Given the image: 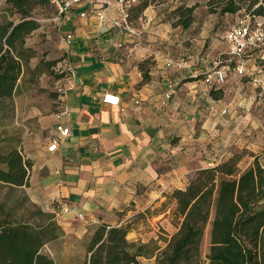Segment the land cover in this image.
<instances>
[{"label":"crops","instance_id":"1","mask_svg":"<svg viewBox=\"0 0 264 264\" xmlns=\"http://www.w3.org/2000/svg\"><path fill=\"white\" fill-rule=\"evenodd\" d=\"M123 10L119 0L86 1L60 19L65 64L71 68L61 106L37 120L45 137L31 141V148L21 139L32 168L29 185L17 189L38 211L54 216L62 230L57 240L81 242L73 264L84 261L85 244L100 224L127 227L131 241L133 223L164 216L174 225L171 239L178 228L170 195L184 190L196 171L221 161L210 164L191 146L204 143L211 131L220 135L217 127L235 120V102L226 98L242 92L204 82L201 74L210 62L195 64V44L187 47L177 39L180 27L173 26L163 5L149 6L140 18L146 23L137 28L128 26ZM171 45L185 49L193 62L182 69L167 67ZM108 93L118 95L121 104L104 103ZM59 124L69 129L68 136H60ZM55 138L57 149L49 151ZM166 201L174 204L172 211ZM63 203L76 212L62 213ZM65 253L53 249L50 254L58 264H70L61 260L71 256Z\"/></svg>","mask_w":264,"mask_h":264},{"label":"trees","instance_id":"2","mask_svg":"<svg viewBox=\"0 0 264 264\" xmlns=\"http://www.w3.org/2000/svg\"><path fill=\"white\" fill-rule=\"evenodd\" d=\"M160 1L139 0L138 4L130 5L128 20L131 16L140 19L149 6L159 5ZM0 2L18 17L0 20V112L5 113L18 92L25 66L35 56L34 50L26 47L27 37L41 26L34 10L55 6L51 0ZM197 7L196 4L177 7L173 26L189 29ZM207 7L212 14L237 15L244 11L252 18L264 20V0H208ZM255 56L264 71L261 52ZM47 64L51 67L55 62ZM63 78L64 85L69 74ZM147 80L145 73L144 81ZM238 164V155L222 159L196 171L184 190L172 192L170 198L176 202L174 224L178 230L163 248L151 249L148 244L129 241L127 227L100 224L85 244L86 256L81 264H141V257H154L156 264H264V166L257 159L245 170H240ZM31 168L32 163L23 154L21 139L1 136L0 184L15 189L28 186ZM34 215L40 216L44 223L11 221L0 208V264H58L43 250L61 237L62 230L53 215L41 211ZM209 226L210 246L205 261L201 245Z\"/></svg>","mask_w":264,"mask_h":264},{"label":"rangeland","instance_id":"3","mask_svg":"<svg viewBox=\"0 0 264 264\" xmlns=\"http://www.w3.org/2000/svg\"><path fill=\"white\" fill-rule=\"evenodd\" d=\"M190 2L198 5L194 13L195 21L189 29L180 27L175 34L180 42L187 44V47L191 41L195 44L192 52L195 53V60H198L194 61L196 65L201 64L203 60L210 62L206 72L221 66L223 60L228 59L224 36L232 26L241 21H248L252 24L260 22L264 25V20L252 18L244 11L237 15L223 16L210 13L207 0H190ZM138 3L139 1L130 0L129 3L122 5L125 22L134 28L141 27L146 23L133 18L134 16H131L130 20L127 18L130 5ZM159 5L166 8L169 12V19L175 22L173 12L180 5L176 4L175 0H161ZM34 17L41 26L27 37L26 47L34 50L35 56L24 68V73L19 81L20 87L13 103L7 105L8 111L0 112V137L3 135L19 137L22 141L28 142V148L34 146L31 141L46 136V132H43L37 125V120L47 119L59 110L64 92L63 80L65 78L63 76L68 73L66 64L63 62L65 54L64 48H62L63 34L60 31V19H58L56 8L52 6L49 8L38 7L34 10ZM5 18L8 20L18 19L17 15L8 10V6L4 2H0V20ZM169 48L174 54L170 58L181 64V66L174 67L175 69H182L186 64L193 62L194 58L183 54L185 49L176 47V45H171ZM257 58L255 56L251 58L252 62L249 64L247 62L248 75L246 76L242 77L230 69L227 82L223 85L224 88L230 90H236L239 87L242 90L239 95L232 91L226 98V100L230 99L235 102V120L230 121L225 129L217 127V130L220 129V135H214L211 131L208 133L210 137H207L204 143H196L191 146L195 149V153L199 154L204 161L207 158L210 164L238 155L240 170L247 169L255 159L264 166V89L256 88L252 81V77L259 68ZM52 62H55V65L48 67L47 63ZM231 73L241 78V85L237 79L231 78ZM201 77L203 78L202 75ZM4 114H7L6 117ZM226 119L228 121V118ZM166 206L172 211L174 204L168 202ZM0 208H2L3 215L9 216L10 220L14 222L29 221L34 224L43 222L40 216L34 215L38 209L27 201L26 193L22 189L0 184ZM148 218L149 221L140 222L138 226L133 223L129 239L135 243L148 244L151 249L156 246L163 247L170 235L174 233L171 218H164V216L156 217L154 220L151 219V216ZM209 246V232L206 231L201 245V256L205 261ZM53 249L57 252H64V254L71 252L70 257L61 255V260L73 264L75 255H78L83 246L76 238H63L48 244L43 251L51 256L50 253L53 252ZM139 260L141 264H156L154 257H141ZM56 262L58 261L56 260Z\"/></svg>","mask_w":264,"mask_h":264},{"label":"built area","instance_id":"4","mask_svg":"<svg viewBox=\"0 0 264 264\" xmlns=\"http://www.w3.org/2000/svg\"><path fill=\"white\" fill-rule=\"evenodd\" d=\"M95 2V0H51L55 6L58 19H61L71 9L83 4L84 2ZM123 5L125 0H119ZM86 14H82L85 16ZM123 15L125 12L123 10ZM224 41L227 46L228 59L223 60L222 65L202 73L204 81L207 85L214 87H221L227 82L228 71L232 69L240 76L248 75L247 62L255 57L257 52H261L264 57V25L260 22L251 23L248 21H241L232 26L225 34ZM167 67H178L180 63L170 57L164 58ZM68 73H71V68H66ZM256 74L252 77L253 84L256 88L264 89V71L259 67ZM103 102L112 106H119L121 98L118 95L108 93L104 96ZM57 132L61 137H66L69 134V129L62 124L57 125ZM59 139L55 138L49 146V151L57 149ZM76 212L68 203H63L61 212Z\"/></svg>","mask_w":264,"mask_h":264}]
</instances>
